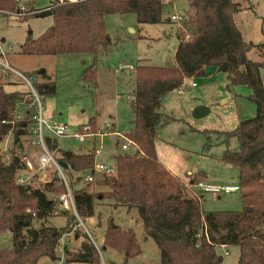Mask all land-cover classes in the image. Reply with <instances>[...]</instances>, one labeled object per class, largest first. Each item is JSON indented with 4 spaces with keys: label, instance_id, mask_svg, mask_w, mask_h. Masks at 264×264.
<instances>
[{
    "label": "trees",
    "instance_id": "obj_1",
    "mask_svg": "<svg viewBox=\"0 0 264 264\" xmlns=\"http://www.w3.org/2000/svg\"><path fill=\"white\" fill-rule=\"evenodd\" d=\"M184 14V32L178 31V47L174 65L152 67L137 65L133 71V96L129 106L133 115L131 130L124 135L135 144L131 152L115 155L114 176H100L93 183L106 189L94 195L86 189H75L69 182L73 202L79 218L95 215L96 200H110L113 207L135 210L142 222L143 233L151 239L160 253L158 264H221L218 248L237 247L238 264H264V87L259 71L264 68V43L246 42L234 17L241 11L235 0H188ZM18 0H0V15L17 13ZM32 0H27L25 15L36 16ZM162 0H54L47 11L53 24L40 37H27L21 46L24 56L91 55L92 64L85 68L82 80L96 83L99 56L107 51L111 39L106 32L107 17L134 14L140 25H158L163 22ZM169 22H171L169 20ZM256 49L263 61L252 62L247 54ZM226 66L227 89L246 87L251 94L248 101L255 105L254 118L239 122L228 133L236 138L238 152H225L224 164L238 170L241 212H203L202 195L195 196L186 189L157 159L155 140L161 126L171 119L160 113L162 100L182 87L185 79L206 76L209 67ZM38 74L30 76L35 91L42 97L55 94L48 82L37 84ZM30 94L6 92L0 84V143L11 137L13 149L7 158L0 153V232L11 235V247L0 249V264H38L48 258L55 264H102L98 250L86 237L75 252L64 248L63 259L57 254L62 238L71 232L73 215L67 224L56 228L47 224L57 206L48 195L59 197L65 192L62 182L53 174L49 182L35 186L37 173L26 183H17L27 177L25 162L35 164L37 154L32 145L30 127L33 110L17 118L20 102L30 105ZM92 132L97 130L94 119L87 123ZM28 138L34 155L23 151L22 140ZM55 138H46L48 148L59 161L69 166V172H91L94 167V149L87 154L59 150ZM118 146L116 142L115 147ZM189 182L204 181L206 175L186 176ZM100 179V180H99ZM78 184L82 179L77 178ZM193 196H192V195ZM39 221L35 228L33 223ZM103 248L122 251L128 257L140 254L133 230H122L111 217L107 219ZM114 264V263H111Z\"/></svg>",
    "mask_w": 264,
    "mask_h": 264
},
{
    "label": "rangeland",
    "instance_id": "obj_2",
    "mask_svg": "<svg viewBox=\"0 0 264 264\" xmlns=\"http://www.w3.org/2000/svg\"><path fill=\"white\" fill-rule=\"evenodd\" d=\"M27 1V0H18ZM54 0H32V10L36 16L17 18L0 15V39L6 51V62L20 76L30 78L38 74L37 84L48 82L42 72L55 87V94L43 97V118L53 119L65 124L69 131H76L79 126L86 125L94 119L96 128L102 130L110 127L104 135L96 139H87L84 143L68 138H55L59 150L74 154H87L93 149L100 150L95 163L114 165V156L122 153L121 145L124 135L131 128L133 115L129 102L133 96V72L137 65L165 67L174 65V54L179 41L177 32H184L185 27L169 22L171 16L183 17L189 9L188 0H162L163 22L158 25H140L134 14L109 16L105 22L106 32L111 39L107 51L99 56L96 67V83L90 84L82 80L83 71L93 62L91 55H57V56H24L21 46L29 34L32 39L40 37L53 24L52 16H46L47 8ZM60 2V0H59ZM241 11L234 17L235 23L246 42L254 45L264 43V0H235ZM29 11L30 9L27 8ZM252 62L263 61L262 53L256 49L247 54ZM2 60V59H1ZM124 69L119 70V66ZM9 75L10 77H7ZM0 67V84L6 92H19L27 95L29 86L23 79ZM264 87V68L259 71ZM32 84L35 82L30 80ZM192 84H195L192 87ZM227 74L216 67H209L206 76L185 79L182 95L169 94L162 100L160 113L171 121L161 126L155 140L156 155L161 162L182 182L186 175L204 173L210 182L218 184H238V170L235 166L221 162L225 152H238L240 146L228 133L236 129L239 122L254 118L255 105L248 101L251 92L246 87L227 89ZM197 108L208 112L199 119L193 117ZM28 109L25 102L17 105V118L25 117ZM116 142L118 146L115 147ZM30 141L23 138V151L30 155ZM13 149L12 140L7 136L0 143V153L5 159ZM31 156L34 151L31 150ZM132 149L129 150L131 152ZM37 152V151H35ZM37 154V153H36ZM88 172H66L68 182L74 183L75 189H86L89 193L99 195L107 190L95 185H86L83 181ZM49 176H52L50 174ZM77 178L82 180L77 183ZM49 179V178H48ZM100 180V179H99ZM35 186L43 184L40 176L33 181ZM190 193V192H189ZM57 209L47 222L50 226L63 228L67 218L58 207L56 196L48 195ZM95 215L91 218L74 216L72 230L66 234L57 248L58 256L63 259L64 248L75 252L85 237L92 241L98 250L102 264H158L160 253L155 243L146 238L142 222L135 210L120 206L113 207L110 200L95 201ZM203 212H241L240 193H231L216 197L212 194L203 196L201 202ZM126 230H133L136 235L140 254L128 257L122 251L103 248V237L107 219ZM35 228L40 222L33 223ZM11 247V235L8 231L0 232V249ZM222 256L221 264H238L239 249L237 247L218 248ZM38 264H55L48 258H41Z\"/></svg>",
    "mask_w": 264,
    "mask_h": 264
},
{
    "label": "built area",
    "instance_id": "obj_3",
    "mask_svg": "<svg viewBox=\"0 0 264 264\" xmlns=\"http://www.w3.org/2000/svg\"><path fill=\"white\" fill-rule=\"evenodd\" d=\"M63 0H60L62 2ZM70 1V0H69ZM17 13L11 14V16L15 17H22L27 13V1H18L17 5ZM171 22H175L180 27L186 21L185 16L177 17L175 15L171 16L169 19ZM2 59V60H1ZM6 59V51L4 49L3 40L0 39V67L4 70L8 71L11 74L20 76L18 73L13 71L9 65L3 61ZM124 67L121 65L119 66V70H123ZM129 72H133L134 69L129 67L127 68ZM7 77H10L7 75ZM23 81L29 86L30 88V96L32 101L30 105H26L28 110H33L34 114L32 117L33 124L30 127L31 131V141L32 145L36 148L37 158L35 164L31 161H26V167L28 176L23 178L19 177L17 183L22 185L26 183L29 179L33 178L37 173H40V178L42 179L43 183L49 182L52 176L50 174H54L63 184L65 187V192L56 198V202L58 207L62 211L71 212L73 215H77L72 192L69 188V182L66 178V172L70 171L63 169L59 165V160L56 155L48 148L46 143V138H68L76 140L79 143H84L87 139H92L93 144L97 143L96 139L99 138L101 135H104L108 131H111L110 127H105L102 130H96L95 132L91 131V128L88 124L79 126L76 131H69V127L65 124L58 123L53 119L45 120L43 118V105L42 101L44 98L39 95L31 81L28 78L20 76ZM195 84H192L194 87ZM183 93V85L180 89L173 91L171 94L182 95ZM28 94V95H29ZM131 148H136L135 144L129 141L127 138L124 137V143L121 145V150L123 152H129ZM94 157L100 155V150L93 151ZM69 167V166H68ZM116 174L115 166L104 165V164H97L94 162V167L91 172L84 178V183H93L97 177L100 176H114ZM49 178V179H48ZM186 189L195 196H204L206 194H212L216 197H220L222 195H228L231 193L239 192L240 188L238 184L236 185H227V184H212L205 181H193L189 182L186 185ZM95 246V245H94Z\"/></svg>",
    "mask_w": 264,
    "mask_h": 264
},
{
    "label": "water",
    "instance_id": "obj_4",
    "mask_svg": "<svg viewBox=\"0 0 264 264\" xmlns=\"http://www.w3.org/2000/svg\"><path fill=\"white\" fill-rule=\"evenodd\" d=\"M46 16H51V12L50 11H47L46 12ZM220 72H226V66L225 65H222V67H220L219 69H218ZM207 110L206 109H204V108H197L195 111H194V113H193V117L195 118V119H199V118H202L203 116H205L206 114H207ZM59 165L63 168V169H65V170H68V166L66 165V164H64V163H62L61 161H59Z\"/></svg>",
    "mask_w": 264,
    "mask_h": 264
},
{
    "label": "crops",
    "instance_id": "obj_5",
    "mask_svg": "<svg viewBox=\"0 0 264 264\" xmlns=\"http://www.w3.org/2000/svg\"><path fill=\"white\" fill-rule=\"evenodd\" d=\"M70 1H74V0H70ZM5 89V88H4ZM155 150H157L156 149V145H155ZM157 159H158V161L174 176V177H176L179 181H181L180 180V178L178 177V176H176L174 173H172L165 165V163L164 162H161L160 160H159V158H158V156H157ZM165 165H164V164ZM198 173H200V172H198ZM194 174H197V173H194ZM193 173H191V174H189V175H186V176H190V175H194ZM205 182H208V183H212V184H218V183H215V182H210L209 181V178H208V175H206V179L204 180ZM182 182V181H181ZM184 185H187V183H189V180L186 178V181L185 182H182ZM192 195V194H191ZM193 196V195H192ZM202 200H203V198H202ZM201 200V201H202ZM122 229H124V228H122Z\"/></svg>",
    "mask_w": 264,
    "mask_h": 264
}]
</instances>
